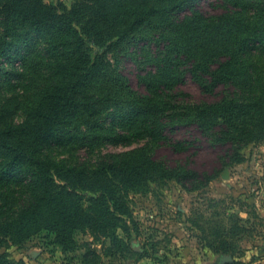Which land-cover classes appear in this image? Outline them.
<instances>
[{"label": "trees", "instance_id": "1", "mask_svg": "<svg viewBox=\"0 0 264 264\" xmlns=\"http://www.w3.org/2000/svg\"><path fill=\"white\" fill-rule=\"evenodd\" d=\"M197 1L79 0L59 13L0 0V264H27L5 250L43 232L64 254L82 231L139 255L128 193L158 177L188 189L199 180L187 164L152 158L164 143L192 144L170 135L196 126L230 158L264 139V0H217L213 14ZM128 52L144 91L109 56ZM187 76L208 99L182 101ZM108 143L136 146L104 152ZM222 237L205 240L228 252ZM98 256L89 243L83 263Z\"/></svg>", "mask_w": 264, "mask_h": 264}, {"label": "rangeland", "instance_id": "2", "mask_svg": "<svg viewBox=\"0 0 264 264\" xmlns=\"http://www.w3.org/2000/svg\"><path fill=\"white\" fill-rule=\"evenodd\" d=\"M43 1L63 13L79 0ZM196 4L207 14L218 11L217 0H198ZM187 13L185 10L181 14ZM109 56L116 71L126 76L134 89L144 91L138 80L141 72L138 56L132 52ZM180 90L184 103L208 99L189 76ZM170 137L171 142L188 140L192 144L187 151H181L164 143L152 158L172 167L187 164L199 172V180L194 188L188 189L173 178L158 177L148 181L145 188L128 193L133 221L139 227L129 244L140 251L139 255L113 251L109 238L96 239L82 231L76 234L77 249L66 254L51 244L45 232L22 246L4 250L12 259H23L27 264H85L82 255L89 243L99 253V264H264V197L261 193L264 189V139L245 144L237 151V156L230 158L226 154L229 147H213L212 141L196 126L181 127ZM133 146L108 143L104 152ZM226 169L228 177L225 178ZM256 181L260 185L257 189ZM237 216L246 221H237ZM234 223L237 227L232 229ZM240 225L245 228L239 230ZM119 233L126 236L121 229ZM221 236L234 242L230 251H215L205 240L215 243Z\"/></svg>", "mask_w": 264, "mask_h": 264}, {"label": "crops", "instance_id": "3", "mask_svg": "<svg viewBox=\"0 0 264 264\" xmlns=\"http://www.w3.org/2000/svg\"><path fill=\"white\" fill-rule=\"evenodd\" d=\"M260 185L257 183V181H256V189L259 187ZM258 192H260V191H258ZM261 193L263 194L262 196L264 197V189H261ZM258 195V194H257ZM264 214V213H263Z\"/></svg>", "mask_w": 264, "mask_h": 264}, {"label": "water", "instance_id": "4", "mask_svg": "<svg viewBox=\"0 0 264 264\" xmlns=\"http://www.w3.org/2000/svg\"><path fill=\"white\" fill-rule=\"evenodd\" d=\"M223 177H225V178L228 177V170L227 169L225 170V173L223 174Z\"/></svg>", "mask_w": 264, "mask_h": 264}]
</instances>
